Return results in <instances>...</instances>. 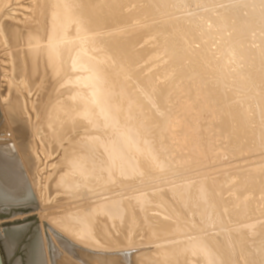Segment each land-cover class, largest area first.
I'll return each mask as SVG.
<instances>
[{"label": "bare ground", "instance_id": "6f19581e", "mask_svg": "<svg viewBox=\"0 0 264 264\" xmlns=\"http://www.w3.org/2000/svg\"><path fill=\"white\" fill-rule=\"evenodd\" d=\"M200 135L237 165L176 181ZM28 207L25 264H264V0H0V212Z\"/></svg>", "mask_w": 264, "mask_h": 264}, {"label": "rangeland", "instance_id": "374dc122", "mask_svg": "<svg viewBox=\"0 0 264 264\" xmlns=\"http://www.w3.org/2000/svg\"><path fill=\"white\" fill-rule=\"evenodd\" d=\"M192 7V8H191ZM190 8L188 7V10H193L194 9V6H191ZM196 92V91H195ZM208 106H206V109H208L207 108ZM205 109V110H206ZM210 111L211 110H208L207 111V113H205L206 115L207 114H210ZM210 124V126L208 127H205V131L203 130V129H200L201 130V132L202 131H204V132H202V133H204L203 134V136L205 135V138H207V139H209L210 137H211V139L210 140H212L213 138L214 139H217L218 137H217V135H214L213 136V134H212V132L214 131V134H216L217 133V130L215 131V129L212 127V124L211 123H209ZM209 124H207V125H209ZM210 128V129H209ZM209 129V130H208ZM200 130L198 131V135L199 134H201V133H199L200 132ZM213 130V131H212ZM210 132V134H208ZM179 136V135H178ZM203 136L201 137V135H200V139L198 138L197 139V141H196V146L194 145L191 149H190V152L194 155V156H191V157H188V158H184V159H181L180 161L182 162L181 164H180V161H179V159H178V161H177V163H176V166H178V170H177V173H179V176L178 177H176L177 179H176V181H178V180H191V179H193V180H191V181H194V179L196 180V179H198V177H199V175L201 176L202 174H203V171L204 170H206L205 168L207 167V165H209V164H212V167L213 168H215V167H217V169L215 168V169H211V170H209V174H210V176H211V178H217V176L218 177H225L226 175H224L225 173H222L221 174V169H223V168H221V166L222 167H228L229 165H227L226 166V164H229V163H234V160H235V158H234V156H232V155H230V157H225V156H220L221 157V159H220V157H219V155H221L219 152V154L217 153V157H216V159L215 158H211L210 159V157L208 156V155H205V154H203L202 153V151H201V148L199 147V148H197L199 145H201V142H203L204 140H207V139H205V138H203ZM176 137V138H175ZM169 139L171 138V140H170V145L171 146H174V147H172V148H174V149H171V151H176L177 152V150L178 151H180L182 148H184V146H183V144H184V142H183V140H181V136H179L178 138H177V136L174 134V135H172V136H170V137H168ZM172 139H174V140H172ZM175 139H176V141H175ZM180 139V141L178 142V140ZM204 139V140H203ZM201 140H203V141H201ZM173 143H172V142ZM198 142V143H197ZM199 142H200V144H199ZM175 143H177V144H175ZM180 143V144H179ZM182 143V144H181ZM173 144V145H172ZM176 145V146H175ZM183 147H182V146ZM187 146H188V143L186 144ZM198 145V146H197ZM182 147V148H180L179 149V147ZM195 148V149H194ZM197 149H200V150H197ZM183 150V149H182ZM181 150V151H182ZM194 151V152H193ZM175 152V153H176ZM183 153H187L188 152V150H183L182 151ZM202 153V155H201V153ZM221 152V151H220ZM196 153V154H195ZM199 153H200V155H199ZM259 152H255V153H253L254 155V157L253 156H251V158L253 157V159H252V161L253 160H258L257 159V157L259 156V154H258ZM246 154V153H245ZM255 154H257V156L255 155ZM196 155V156H195ZM198 155V156H197ZM205 155V156H204ZM195 157H199V160L201 161H199L198 159V161L195 159ZM202 157V158H201ZM209 158V160L208 159H206V158ZM223 157V158H222ZM191 158V159H190ZM203 158H205L206 160H208V161H206V160H204ZM220 160H219V159ZM244 158H246V157H244ZM260 158H263L262 156H260ZM195 159V160H194ZM206 162H203V160ZM224 159V160H223ZM187 160V161H186ZM191 160V161H190ZM220 161V163H219V161ZM226 160H227V163H226ZM231 160V161H230ZM233 160V161H232ZM243 160H245V159H243ZM216 161H218V162H216ZM225 161V162H224ZM240 161H242V160H240ZM184 162H187V163H184ZM193 162H195V164L193 163ZM199 162V163H198ZM209 162V164H207ZM214 162V163H213ZM222 162V163H221ZM235 162H236V160H235ZM244 162V161H243ZM179 163V164H178ZM190 163V164H189ZM193 163V164H192ZM237 163L238 162H236V164H234V165H237ZM193 166H192V165ZM197 164V165H196ZM214 164V165H213ZM217 164V165H216ZM220 166H219V165ZM222 164V165H221ZM225 164V165H224ZM242 164H244V163H242ZM181 165V166H180ZM187 165V166H186ZM190 165V166H189ZM202 165H204V166H202ZM224 165V166H223ZM185 167L186 168H188V169H185ZM192 167V168H191ZM203 167V168H202ZM184 170H183V169ZM195 168V169H194ZM221 168V169H220ZM180 169V170H179ZM192 169H194V170H192ZM199 170V171H198ZM203 170V171H202ZM179 171H182V172H179ZM191 171V172H190ZM220 171V172H219ZM187 172V173H186ZM185 173V174H184ZM201 173V174H200ZM217 173V174H216ZM219 173V174H218ZM191 174V175H190ZM213 174H215V175H213ZM181 175V176H180ZM195 175V176H194ZM219 175H221V176H219ZM228 176V175H227ZM172 182H174V181H171V182H169V183H172ZM163 184V182H161V183H157V182H155V183H153V184H151V185H149V186H146V188L147 187H149L148 189H153V188H158V187H160L159 185H162ZM165 184V183H164ZM33 202H35L34 204L36 205L37 204V201L34 199L33 200ZM34 205V206H35ZM37 207H38V204L36 205ZM23 208V207H22ZM33 208V207H32ZM31 207H28V208H24V209H21V210H23V211H19V212H17V214H21V215H23L22 217H23V221L22 220H16V222H14V220L16 219V218H18V215L16 216V217H14L13 216V218H14V220L10 223L9 221H11L13 218L11 217V216H9L10 214V212L8 213L7 211H3V210H5L4 208H2L1 209V212H0V234L2 233V231L3 230H6V229H10V228H12V227H14V226H17V227H21V226H27V231L25 232V235H24V237H23V239L21 240V242L19 243V245H18V248L16 249V251H15V253L13 254V256H12V258L13 259H10V260H8L7 262L5 261V264H14V262H15V260L17 259V260H20V262H21V264H25L26 263V255H25V245L29 242L28 240H29V238H30V236H31V234H32V231H35V230H38L39 231V234H40V236H42L43 234H42V229H41V219L39 218V215H38V211H32L33 209H32ZM17 208H11V210H14V211H17L16 210ZM28 209V210H27ZM25 210V211H24ZM6 212V213H5ZM29 212V213H28ZM31 212V213H30ZM37 212V213H36ZM27 214L26 216H25V214ZM33 213V214H32ZM20 215V216H21ZM5 216V217H4ZM6 216H9V217H6ZM19 216V217H20ZM33 216V217H32ZM22 217H20V218H22ZM29 217V218H28ZM24 218H25V220H24ZM17 221H19V222H17ZM13 223V224H12ZM15 224V225H14ZM9 226H12V227H9ZM47 227H49L50 228V230L52 231V233H55L56 232V235L58 236V237H62V239L64 238V240L66 239V241L67 240H69V239H67V238H65V237H63V236H61V234L60 233H57V231L56 230H54L53 228L51 229V227L50 226H48V225H46ZM9 227V228H8ZM47 227L45 228V231H44V234H46V236H47V238L50 240V243H52V237H51V235L49 234V232L47 231ZM53 230H54V232H53ZM49 234V235H48ZM27 242V243H26ZM57 246V245H56ZM63 254V253H62ZM61 254V255H62ZM12 261V262H11Z\"/></svg>", "mask_w": 264, "mask_h": 264}, {"label": "water", "instance_id": "95a60500", "mask_svg": "<svg viewBox=\"0 0 264 264\" xmlns=\"http://www.w3.org/2000/svg\"><path fill=\"white\" fill-rule=\"evenodd\" d=\"M0 264H3V263H2V260H1V256H0Z\"/></svg>", "mask_w": 264, "mask_h": 264}]
</instances>
